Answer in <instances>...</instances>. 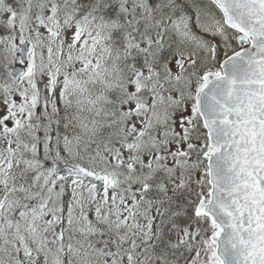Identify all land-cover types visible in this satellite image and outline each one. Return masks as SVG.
<instances>
[{"label": "snow or ice", "instance_id": "obj_1", "mask_svg": "<svg viewBox=\"0 0 264 264\" xmlns=\"http://www.w3.org/2000/svg\"><path fill=\"white\" fill-rule=\"evenodd\" d=\"M0 264H264V0H0Z\"/></svg>", "mask_w": 264, "mask_h": 264}]
</instances>
